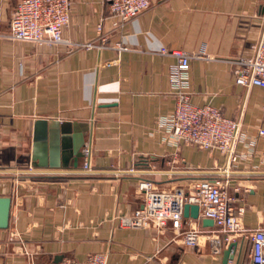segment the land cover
Masks as SVG:
<instances>
[{"label": "crops", "instance_id": "1", "mask_svg": "<svg viewBox=\"0 0 264 264\" xmlns=\"http://www.w3.org/2000/svg\"><path fill=\"white\" fill-rule=\"evenodd\" d=\"M18 1L0 0V195L11 197L0 264H58L96 252L107 264H223L207 244L183 241L190 226L214 228L199 210L178 230L123 227L119 217L142 205L141 178L171 188L209 176L227 179L246 229L262 226L264 88L238 84L233 61L253 53L264 0H150L121 26L106 0H71L62 35L88 47L12 39ZM162 47L210 55L190 60L188 90L195 104L239 118L246 137L237 161L169 140L159 119L174 108L176 58ZM245 247L238 238L236 256Z\"/></svg>", "mask_w": 264, "mask_h": 264}, {"label": "built area", "instance_id": "2", "mask_svg": "<svg viewBox=\"0 0 264 264\" xmlns=\"http://www.w3.org/2000/svg\"><path fill=\"white\" fill-rule=\"evenodd\" d=\"M109 16L115 26H121L148 8L150 0H106ZM71 0H19L10 19L9 36L15 40L32 43L93 46L92 42L73 43L62 35L68 24ZM101 30V24L98 25ZM102 44H106L101 37ZM102 46V45H101ZM117 50L125 49L121 43L112 45ZM161 53L172 55L176 63L170 71L173 87L174 108L170 115L159 119L173 143L192 144L202 149H217L230 162L237 161V145L244 140L239 118L228 117L219 107L212 104L197 105L191 100L188 90V69L193 58H210L200 51H185L162 47ZM235 80L238 84L264 88V14L259 34L250 55L237 57ZM264 135V119L258 129ZM89 148H83V169L91 170L88 158ZM227 179L203 176L196 178L187 187L177 185L159 188L149 178H141L137 189L143 195L142 205L131 214L119 217L123 227L151 226L161 228L168 223L180 229L184 222V205L198 206L203 218L212 219L214 228L202 229L190 226L181 231L188 246L207 244L212 255H220L225 247L238 238L248 241V264H264V220L262 226L246 229L243 223V207L236 208L234 198L227 192ZM106 254L96 252L83 260L65 258L58 264H107ZM35 264V263H31ZM227 264H244L236 255Z\"/></svg>", "mask_w": 264, "mask_h": 264}, {"label": "water", "instance_id": "3", "mask_svg": "<svg viewBox=\"0 0 264 264\" xmlns=\"http://www.w3.org/2000/svg\"><path fill=\"white\" fill-rule=\"evenodd\" d=\"M11 209V197L8 195H0V228H7L9 225ZM198 206L195 204H185L183 213L188 215L191 212L193 217H197ZM204 225H213L212 219H203ZM237 241L230 242L222 251V263L227 264L229 258L236 255ZM238 258V255L236 256Z\"/></svg>", "mask_w": 264, "mask_h": 264}, {"label": "rangeland", "instance_id": "4", "mask_svg": "<svg viewBox=\"0 0 264 264\" xmlns=\"http://www.w3.org/2000/svg\"><path fill=\"white\" fill-rule=\"evenodd\" d=\"M239 261L244 262V264H248V247L247 248L245 247V250L241 252Z\"/></svg>", "mask_w": 264, "mask_h": 264}]
</instances>
